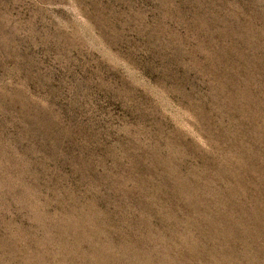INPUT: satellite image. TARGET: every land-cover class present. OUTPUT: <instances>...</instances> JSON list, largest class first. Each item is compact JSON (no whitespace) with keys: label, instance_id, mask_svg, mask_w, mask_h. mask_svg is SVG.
<instances>
[{"label":"rangeland","instance_id":"rangeland-1","mask_svg":"<svg viewBox=\"0 0 264 264\" xmlns=\"http://www.w3.org/2000/svg\"><path fill=\"white\" fill-rule=\"evenodd\" d=\"M0 264H264V0H0Z\"/></svg>","mask_w":264,"mask_h":264}]
</instances>
